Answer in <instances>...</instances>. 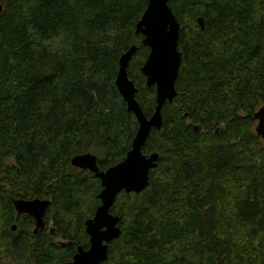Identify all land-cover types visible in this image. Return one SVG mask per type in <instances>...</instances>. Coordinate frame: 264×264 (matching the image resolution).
<instances>
[{"label": "trees", "instance_id": "16d2710c", "mask_svg": "<svg viewBox=\"0 0 264 264\" xmlns=\"http://www.w3.org/2000/svg\"><path fill=\"white\" fill-rule=\"evenodd\" d=\"M1 2L0 261L69 264L90 246L85 223L102 190L71 160L91 153L106 171L138 131L115 84L133 46L129 77L146 117L155 113L156 88L142 73L150 50L136 34L149 0ZM169 6L181 25L177 97L143 148L160 155L149 188L120 194L111 210L122 235L103 264H264V141L254 120L264 106V0ZM37 198L52 204L35 235L14 200Z\"/></svg>", "mask_w": 264, "mask_h": 264}, {"label": "water", "instance_id": "95a60500", "mask_svg": "<svg viewBox=\"0 0 264 264\" xmlns=\"http://www.w3.org/2000/svg\"><path fill=\"white\" fill-rule=\"evenodd\" d=\"M4 11L0 0V18ZM204 29L203 19L198 20ZM181 25L169 6V0H149L141 20L136 26V34L142 35L143 45L150 50L149 56L142 67L148 87L156 88V109L152 117L147 118L136 95L138 89L129 77V65L138 51L136 46L130 48L120 59L116 87L139 125L138 131L124 161L106 171L101 170L96 155L87 153L78 155L71 160L74 168L91 172L101 182L102 190L98 196L101 205L95 216L85 223L86 233L90 238V246L85 249L78 247L73 261L69 264H103L109 258V246L122 235L121 218L111 213L120 194L139 195L150 186V173L157 168L160 155L154 153L147 156L143 148L153 130H162V111L166 104H171L177 97L176 83L182 64V54L178 49ZM256 133L264 141V106L254 115ZM198 131L199 127H195ZM51 200L33 199L14 200L19 216L34 219V234L46 228V215ZM17 225L12 227L16 232Z\"/></svg>", "mask_w": 264, "mask_h": 264}, {"label": "rangeland", "instance_id": "374dc122", "mask_svg": "<svg viewBox=\"0 0 264 264\" xmlns=\"http://www.w3.org/2000/svg\"><path fill=\"white\" fill-rule=\"evenodd\" d=\"M52 47H56V43H51ZM91 219V218H89ZM53 228V223L50 222L47 229L50 231ZM35 226L32 228V231H34ZM0 264H22V263H18L14 260H12L11 258H6L4 255L2 256V259L0 261Z\"/></svg>", "mask_w": 264, "mask_h": 264}, {"label": "bare ground", "instance_id": "6f19581e", "mask_svg": "<svg viewBox=\"0 0 264 264\" xmlns=\"http://www.w3.org/2000/svg\"><path fill=\"white\" fill-rule=\"evenodd\" d=\"M125 54V53H124ZM94 175V174H93ZM129 195V194H128ZM117 201V200H116ZM13 202V201H12ZM95 215V214H94Z\"/></svg>", "mask_w": 264, "mask_h": 264}]
</instances>
